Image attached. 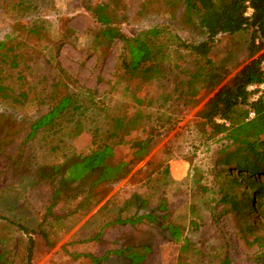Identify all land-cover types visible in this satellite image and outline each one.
<instances>
[{
	"label": "rangeland",
	"instance_id": "1",
	"mask_svg": "<svg viewBox=\"0 0 264 264\" xmlns=\"http://www.w3.org/2000/svg\"><path fill=\"white\" fill-rule=\"evenodd\" d=\"M108 2L0 0V53L6 58L18 54L15 68L12 58L2 64L0 55V83L7 94L0 95V236L10 264H92L86 254L99 257L125 246L131 248L117 252L119 257L109 255L107 264L141 261V254L142 264H221L225 257L228 264H257L261 250L248 243L254 236L248 232L243 238L237 226L254 217L230 211L225 200L229 193L238 194L226 184L227 165L243 151L235 153L227 132L214 134L203 124L197 112L212 93L205 94L200 81L187 83L197 60L180 43L205 41L204 30L184 14L182 3H111L108 10H114L125 36L153 27L161 31L154 43L163 46L165 57L154 61L160 72L146 79L122 68L121 57L127 60L123 42L103 44L99 38L101 25L92 10ZM31 28L40 34L28 33ZM253 50L249 29L218 34L207 59L226 73L225 83L258 55ZM25 62L29 68L23 78L19 70ZM44 75L48 94L70 95L80 108L26 140L28 125L48 108L34 99ZM25 89L29 95L22 100ZM114 117L123 118L119 127L128 135L107 163L125 161V175L92 188L91 178L72 182L51 199V178H37L35 169L49 176V166H66L109 143L105 138ZM116 135L123 137L121 130ZM138 138L149 144L144 157L134 159L132 144ZM145 214L179 226L185 243L172 242L146 218L133 225L115 223ZM252 214H263L252 229L258 236L264 232V210Z\"/></svg>",
	"mask_w": 264,
	"mask_h": 264
},
{
	"label": "trees",
	"instance_id": "2",
	"mask_svg": "<svg viewBox=\"0 0 264 264\" xmlns=\"http://www.w3.org/2000/svg\"><path fill=\"white\" fill-rule=\"evenodd\" d=\"M166 1L172 5L182 3L184 14L195 19L206 34V39L203 42L197 44L180 43L197 60V69L191 73L187 83L191 86L192 83L200 81L205 94L212 93V96L197 112V116L203 124L210 128L214 134L227 132L233 143L236 144L235 153L243 151L234 165H227L226 184L232 188H238V194L229 193L225 196V200L229 204L230 211L241 212L240 215L246 219L254 217V221L250 222L248 220L245 226L237 224L238 231L243 238L247 237L248 232L254 236L253 240H248V243L257 245L258 249L261 250L257 264H264V251H262L264 232L255 236L252 231V229H257L255 221L263 216V214L252 213L264 210V100L261 97L251 100L252 92L247 89L248 85L260 84L264 81V0ZM117 2L118 0H109L107 4H96L94 6L92 16L101 25L99 38L103 41V44L112 43L114 40L123 42L127 49V60L123 56L121 57L122 68L133 74L137 72L142 77L145 76L146 79H149L155 75L156 71L160 72L159 70L161 69V67L156 68L154 61H163L161 59L165 57L163 46L154 43L161 31L159 28L153 27L132 38L125 36L118 28L117 22H115L117 17L114 14V10H108L111 3ZM248 9H251V12L246 15ZM247 29L251 30V40L254 46L253 53H258V55L246 63L227 82L223 83L226 73L220 66L212 65L207 59L215 36L218 34L233 35ZM28 33L40 34L37 28H31ZM256 42L257 44H255ZM0 47L2 46L0 45ZM157 54H161L159 59H157L158 56L156 57ZM17 55L15 52L11 57L10 66L12 68L18 66ZM1 58L2 64H7L8 59H11L10 56L6 58L5 54H2ZM202 59H205V62H202ZM23 67L19 70V75L24 78L26 75L24 72L29 68V65L25 62ZM1 71H3L2 68ZM43 80L45 83L39 90L34 88L37 91L34 99L39 105L44 103L48 108L28 125L25 135L26 140H31L40 129L54 125V121L68 113L70 109L80 108L70 95L65 94L56 98L48 94L46 75L43 76ZM39 84H42L41 80ZM0 95L3 97L7 96L6 87L2 83H0ZM28 95L29 90L25 89V92L21 93L19 98L25 100ZM241 110L243 112L239 114ZM250 113H253L252 117H248ZM122 119V117H114L112 119L111 130L105 138L109 140V143L104 142L96 145L89 153L76 157L66 166L63 163L49 166V176L46 173H40L39 168L35 169L38 172L36 174L38 175L36 176L37 178L39 176L45 180L49 179V177L51 178L53 185V196L51 199L55 201L57 195L62 192V188H66L72 182L91 178L90 188H92L100 182L117 180L125 175V161L113 165L107 163L113 148L122 145L124 137L128 135L124 128L119 127L121 121H123ZM218 120H225L228 124L225 125V123H220ZM130 121L132 119H127V122ZM120 130L122 131V138H118L116 135V132L118 133ZM148 144L149 140L147 138L136 139L132 144L133 153L131 158H143L147 152ZM233 170L235 173H233ZM61 175H63V180L59 181L60 178L58 177ZM142 218L154 223L166 233L167 238L172 242L177 243L184 239L179 226L165 223L163 218L158 219L153 214L133 216L126 219L117 218L115 223L133 225ZM93 238L99 239L100 234L95 235ZM183 241L185 243V240ZM123 248L131 247L125 246L108 250L99 257L86 254V257L90 258L92 264H107L109 255L119 257L116 253L122 251ZM125 258L128 259L127 257ZM141 259V261L136 262L132 259L128 260L129 264H142L144 262L143 254H141ZM0 264H10L8 251L3 244L1 236ZM221 264H228V258L225 257Z\"/></svg>",
	"mask_w": 264,
	"mask_h": 264
},
{
	"label": "built area",
	"instance_id": "3",
	"mask_svg": "<svg viewBox=\"0 0 264 264\" xmlns=\"http://www.w3.org/2000/svg\"><path fill=\"white\" fill-rule=\"evenodd\" d=\"M251 12V9H248L246 15H248V12ZM247 89L252 92L251 100H255L259 97H261L264 100V81L260 84H251L247 86ZM253 116V113H250V117ZM220 123H225L227 125L228 123L225 120H218Z\"/></svg>",
	"mask_w": 264,
	"mask_h": 264
}]
</instances>
